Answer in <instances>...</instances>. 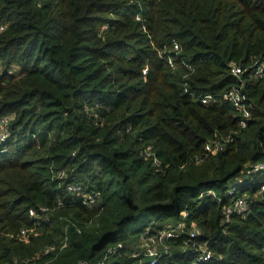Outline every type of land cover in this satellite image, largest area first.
Wrapping results in <instances>:
<instances>
[{
    "label": "trees",
    "instance_id": "1",
    "mask_svg": "<svg viewBox=\"0 0 264 264\" xmlns=\"http://www.w3.org/2000/svg\"><path fill=\"white\" fill-rule=\"evenodd\" d=\"M257 62L264 0H0V117H14L0 143V264H149L132 255L141 236L182 212L213 257L199 262L184 234L167 240L157 264H264ZM232 63L247 71L232 75ZM242 86L245 129L222 100ZM205 95L219 101L203 104ZM226 137L206 154L208 141ZM146 148L160 168L141 156ZM237 196L249 210L228 219Z\"/></svg>",
    "mask_w": 264,
    "mask_h": 264
},
{
    "label": "built area",
    "instance_id": "2",
    "mask_svg": "<svg viewBox=\"0 0 264 264\" xmlns=\"http://www.w3.org/2000/svg\"><path fill=\"white\" fill-rule=\"evenodd\" d=\"M137 18L140 19V16H138ZM179 49H180L179 44L175 43L174 50L178 51ZM169 63L171 67L173 68L175 67V64L172 59H169ZM186 66L188 65L186 64ZM188 67L191 70H193L191 66ZM146 71L147 70L145 69V72ZM230 71L232 75L239 78L247 71V69H243L241 66L232 63L230 64ZM263 72H264V62L255 63L254 72H253L254 77L260 78ZM222 100L229 102L235 106L238 112L240 128L245 129L248 126L249 120L251 119V111L248 106V97L243 90V86L240 88L231 89L230 91L224 94ZM200 101L203 104L207 105L213 102H217L219 100H217L213 95H205L200 98ZM13 119L14 117L12 115H5L0 117V143L6 142L10 137V126L11 123L13 122ZM230 140L231 137H226L224 141H221L219 138L208 141L205 145L206 154H217L218 152L224 149L226 142H229ZM141 156L146 159H152L153 163L158 168L161 167V163L159 159L150 148H146L142 150ZM200 160H201L200 157H196L197 162H199ZM261 169H264V163H259L258 165H256L255 168L253 169V172H258ZM55 174L59 180H64L67 177V173L64 169L58 170ZM79 190H81L80 186L77 185L68 186V191H79ZM209 193L214 195L213 191H209ZM99 195H100L99 192L88 193L84 201L85 205H87L88 207H92L95 204H97ZM59 204H61V202ZM47 210L48 209L45 207L41 208L42 213H46ZM248 210H249V204L246 196H237L234 199L233 204L227 210V218L229 219L233 213L242 214L248 212ZM181 215L183 219L173 224V226H167L161 230H158L156 233H152L151 229H148L141 236L142 253L137 252V253H133L132 255L134 257H137L139 255H144L146 258L150 260L149 264H157L159 257L161 256L162 249L164 250V252L168 251V248L166 246L167 240L179 238L182 235L187 234L188 239L185 242V247L192 246L198 248L200 252V255L198 257L199 262L200 261L207 262L211 260L213 257V251L209 248L207 244L198 241V237L202 235L200 228H198L195 225H191L188 227L187 222L185 220L188 217V213L182 212ZM30 216L37 217L38 213H36L34 210H30ZM26 234H27V230L24 229L18 234L17 237L25 239ZM119 246L121 247L122 245ZM53 249L54 248L47 250L45 254H47L50 250ZM78 264H103V262L95 263L92 261H80Z\"/></svg>",
    "mask_w": 264,
    "mask_h": 264
},
{
    "label": "rangeland",
    "instance_id": "3",
    "mask_svg": "<svg viewBox=\"0 0 264 264\" xmlns=\"http://www.w3.org/2000/svg\"><path fill=\"white\" fill-rule=\"evenodd\" d=\"M172 223H174V224H175V223H176V221H173Z\"/></svg>",
    "mask_w": 264,
    "mask_h": 264
}]
</instances>
